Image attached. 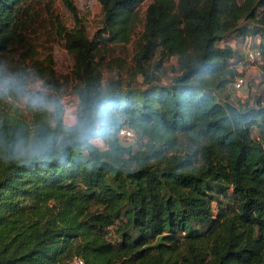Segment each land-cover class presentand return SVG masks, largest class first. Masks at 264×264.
<instances>
[{"label":"trees","instance_id":"16d2710c","mask_svg":"<svg viewBox=\"0 0 264 264\" xmlns=\"http://www.w3.org/2000/svg\"><path fill=\"white\" fill-rule=\"evenodd\" d=\"M59 1L72 23L53 14L51 26L72 57L80 119L104 100L115 123L102 146L62 130L63 87L50 52L41 56L29 36L33 6L0 0V84L57 102L54 113L34 110L0 92V264H66L73 255L85 264H264V102L219 96L235 74L236 36L258 35L264 74V0H152L142 20V0H97L91 36L74 0ZM138 22L127 76L104 78V43H127ZM156 50L153 66L176 59L165 84L147 67ZM28 73L43 89L27 90ZM44 125L48 137L34 146ZM121 127L134 140L123 142ZM15 131L26 139L20 155Z\"/></svg>","mask_w":264,"mask_h":264},{"label":"rangeland","instance_id":"374dc122","mask_svg":"<svg viewBox=\"0 0 264 264\" xmlns=\"http://www.w3.org/2000/svg\"><path fill=\"white\" fill-rule=\"evenodd\" d=\"M34 9V19L30 25V38L33 43L36 44L39 54L44 56L47 52H50L52 56V65L55 70L56 76L59 78L63 89L61 93V102L63 105L62 113V130L64 132L73 131L72 122L75 118L81 117L77 108V97L71 91V77L70 68L72 64L71 55L63 47L62 40L57 36L51 26V15L56 14L60 20L66 25H71V17L60 3L59 0H29ZM152 0H142L134 7L137 17L142 20L145 6ZM80 15L82 16L86 24V33L91 36L95 30L99 27V4L97 0H74ZM135 32L127 43L109 45L104 43L102 47L103 61L106 60L105 69L103 70L104 78L108 76H121L126 77L128 70L132 65V54L137 48L136 42L138 41V35L141 30V23L138 22L135 28ZM99 36L102 38L107 37L106 31H100ZM236 36L231 39V44L235 49L233 66L235 74L240 73L244 76L245 84L240 89H235L232 86V81L225 83L220 98H227L236 104L248 99L253 101L258 97L264 102V74L259 70V64L252 62L241 61L243 50L245 47L255 46L258 39V35ZM219 44L218 42H216ZM224 44V42L222 43ZM158 58L157 50L149 58L148 69L154 68L156 80L165 84L168 82L172 74L175 73L177 68L176 59L174 56H163L159 65L153 66V62ZM110 68V69H109ZM233 76V77H234ZM137 81L141 80V76H136ZM25 87L28 91L33 89H43L40 86V80L28 73L25 77ZM49 125H44L38 129H34L32 134L34 137L33 145L38 146L40 142L44 141L48 137ZM252 135H257V129H252ZM14 137L16 144L14 151L17 155H20L24 149L25 137L21 136V132L15 131ZM134 135L128 137H121L123 142L134 140ZM144 139V137H140ZM102 146L101 142L96 143ZM215 201H211L212 207H214ZM117 223L109 226L106 229V236L113 240L116 238Z\"/></svg>","mask_w":264,"mask_h":264},{"label":"clouds","instance_id":"9594fccd","mask_svg":"<svg viewBox=\"0 0 264 264\" xmlns=\"http://www.w3.org/2000/svg\"><path fill=\"white\" fill-rule=\"evenodd\" d=\"M8 90L14 91L21 99V102L34 110H45L54 113L57 102L48 99L42 94H32L24 91L23 87L15 82L0 84V92ZM116 109L107 101H97L87 119L81 120L79 117L72 122V127L76 130L79 142L82 144H93L101 142L109 134L115 123Z\"/></svg>","mask_w":264,"mask_h":264},{"label":"built area","instance_id":"2783aa9c","mask_svg":"<svg viewBox=\"0 0 264 264\" xmlns=\"http://www.w3.org/2000/svg\"><path fill=\"white\" fill-rule=\"evenodd\" d=\"M246 36L244 34V37H246ZM230 45L233 46L231 43H230ZM231 60H233V59H231ZM241 61H244L247 63L252 62V63L260 64L262 62V54L260 53L259 49L256 48L255 46H250L247 48L245 47V49L243 50V55H242ZM244 84H245L244 76L241 75L240 73H237L232 79V86L235 89H240V88H242V86H244ZM118 135L120 137H128V136L132 135V132L127 127H121L118 130ZM66 264H85V263H84L81 256L73 255L66 262Z\"/></svg>","mask_w":264,"mask_h":264},{"label":"crops","instance_id":"0c3cea01","mask_svg":"<svg viewBox=\"0 0 264 264\" xmlns=\"http://www.w3.org/2000/svg\"><path fill=\"white\" fill-rule=\"evenodd\" d=\"M242 36H244V35H242Z\"/></svg>","mask_w":264,"mask_h":264}]
</instances>
